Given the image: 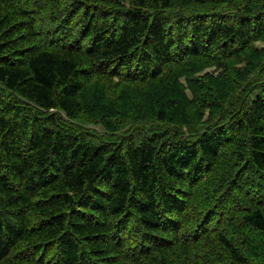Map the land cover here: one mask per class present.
<instances>
[{"label": "trees", "instance_id": "1", "mask_svg": "<svg viewBox=\"0 0 264 264\" xmlns=\"http://www.w3.org/2000/svg\"><path fill=\"white\" fill-rule=\"evenodd\" d=\"M259 44L264 0H0V264H264Z\"/></svg>", "mask_w": 264, "mask_h": 264}, {"label": "rangeland", "instance_id": "2", "mask_svg": "<svg viewBox=\"0 0 264 264\" xmlns=\"http://www.w3.org/2000/svg\"><path fill=\"white\" fill-rule=\"evenodd\" d=\"M258 46H259V48H264L263 44H259Z\"/></svg>", "mask_w": 264, "mask_h": 264}, {"label": "bare ground", "instance_id": "3", "mask_svg": "<svg viewBox=\"0 0 264 264\" xmlns=\"http://www.w3.org/2000/svg\"><path fill=\"white\" fill-rule=\"evenodd\" d=\"M69 148V147H68Z\"/></svg>", "mask_w": 264, "mask_h": 264}]
</instances>
